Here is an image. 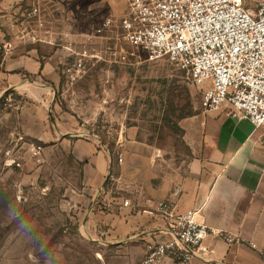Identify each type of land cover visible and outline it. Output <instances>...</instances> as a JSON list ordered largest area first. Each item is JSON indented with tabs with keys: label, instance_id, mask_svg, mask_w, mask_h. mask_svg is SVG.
Returning a JSON list of instances; mask_svg holds the SVG:
<instances>
[{
	"label": "rangeland",
	"instance_id": "1",
	"mask_svg": "<svg viewBox=\"0 0 264 264\" xmlns=\"http://www.w3.org/2000/svg\"><path fill=\"white\" fill-rule=\"evenodd\" d=\"M125 13V0H0V68L33 60L42 74L14 73L44 90L0 96V264L141 263L145 246L112 239L108 210L86 195L73 136L110 153L114 198L195 155L200 90L172 63L148 62L118 39ZM107 19L112 30L98 33Z\"/></svg>",
	"mask_w": 264,
	"mask_h": 264
},
{
	"label": "crops",
	"instance_id": "2",
	"mask_svg": "<svg viewBox=\"0 0 264 264\" xmlns=\"http://www.w3.org/2000/svg\"><path fill=\"white\" fill-rule=\"evenodd\" d=\"M21 68L30 74L43 71L33 60L18 62L13 69L9 62L2 63L0 96L21 87L24 93L41 98L44 90H33L14 73ZM38 111L43 120L44 107L39 106ZM42 128L40 137L46 134L44 125ZM263 135L264 131L255 130L249 121L230 117L225 111L205 114L195 155L183 168L168 171L159 180L134 179L133 194L117 198L111 196L108 184L113 168L110 153L96 142L76 136L72 137L70 148L74 158L83 163L82 185L86 195L95 205H104L108 210L102 219L117 243L132 241L145 246L153 239L165 240L164 235L157 233L163 225L158 207L168 201L174 205V214L195 209L197 222L233 240L227 243L222 237L211 235L206 240L211 251L208 258L194 259L189 264H261L264 259Z\"/></svg>",
	"mask_w": 264,
	"mask_h": 264
},
{
	"label": "built area",
	"instance_id": "3",
	"mask_svg": "<svg viewBox=\"0 0 264 264\" xmlns=\"http://www.w3.org/2000/svg\"><path fill=\"white\" fill-rule=\"evenodd\" d=\"M125 4L126 13L116 26L121 42L148 62L167 60L184 72L200 90L204 114L225 111L264 131V1L254 8L245 0H125ZM111 28L107 19L97 31ZM261 144L264 152V135ZM173 209L168 201L160 203L163 225L157 233L166 239L147 242L140 264L205 260L211 252L206 240L214 234L233 242L197 222V210L174 214Z\"/></svg>",
	"mask_w": 264,
	"mask_h": 264
}]
</instances>
